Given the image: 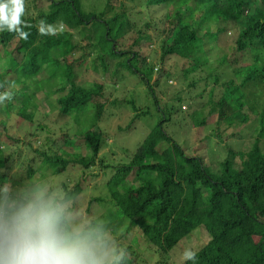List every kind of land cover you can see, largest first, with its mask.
Segmentation results:
<instances>
[{
  "label": "trees",
  "instance_id": "1",
  "mask_svg": "<svg viewBox=\"0 0 264 264\" xmlns=\"http://www.w3.org/2000/svg\"><path fill=\"white\" fill-rule=\"evenodd\" d=\"M145 2L164 6L157 62L150 31L155 24L137 23L144 16L135 9L139 0H100L90 9L87 0H25L22 20L32 25L24 28L30 32L27 41L0 31V93L13 94L0 112L7 120L17 115V130L29 126L16 135L0 120V178L8 179L0 184V205L6 198L40 196L57 209L68 231L102 240L108 250L111 240L115 248H124L128 258L120 264L143 263L134 242L124 246L119 241L134 229L154 251L169 253L200 226L209 239L196 251L195 262L182 264H264V106L257 102L264 99V0ZM175 2H186L187 12L174 7ZM40 20L57 27L62 23L64 31L40 35ZM173 58L177 68L165 67ZM88 62L96 73L122 74L120 80L127 78L123 71L130 72L153 93L163 80L180 87L172 93L177 106L168 104L167 91L155 99L160 121L123 160L102 154L108 145L99 125L106 109L104 82L77 81L76 67ZM199 70L205 75L197 76ZM228 72L233 76L225 78ZM174 79L181 86L173 85ZM33 84L48 95L59 93L45 112L55 113L51 124L36 122L40 108ZM128 103L136 111L131 128L146 110L135 99ZM89 105L93 109L84 120L73 118ZM179 111L191 113L196 125L214 122L219 137L223 128L247 124L255 125L260 135L246 150L229 146L213 169L206 143L210 138L195 146L168 134L166 127ZM65 116L76 120L80 133H58ZM13 165L23 171L11 172ZM50 175L59 181L51 178L45 190Z\"/></svg>",
  "mask_w": 264,
  "mask_h": 264
},
{
  "label": "rangeland",
  "instance_id": "2",
  "mask_svg": "<svg viewBox=\"0 0 264 264\" xmlns=\"http://www.w3.org/2000/svg\"><path fill=\"white\" fill-rule=\"evenodd\" d=\"M98 2H100V0H87V6H89L90 9L93 5L91 3ZM145 3V0H139V5L135 7L136 10L143 11L144 13L142 19L138 17L137 23L139 25H143L144 21H152V24H155V27L150 31L151 34L155 36L154 39L156 43L154 46L156 48V53L154 54V59L157 62V59H159L161 53L160 40L162 35L160 34L159 30L163 27V23L166 19L165 11H161L163 10L164 6L162 8H159V6L156 5L148 7ZM185 3L175 2L174 7L182 9L183 12H187L186 8L188 6L186 5H190V3L189 1L186 5ZM14 43L15 41L11 44V49L12 47H14ZM1 47L3 51L8 50L9 48V46L5 45H1ZM175 60L176 59L174 58L169 59V64L166 63L164 64V66L168 67V65L171 64L173 67L177 68L179 62ZM172 63H174V65ZM85 66L89 67L88 70H86ZM157 66L160 67L161 65L157 63ZM76 70H80V74L77 77V81L79 83L90 84L91 81L104 82L103 97L101 99L106 102V109L101 117L99 125L105 132V138L106 142H108V145L105 149L102 150V154H107L109 155V157L111 156L110 154H115L114 157L118 159V161L125 159L127 154H132V152L140 146L151 129L160 121L162 115L161 112H159L158 107H156L155 99H160L163 94L162 92H168L166 95L168 99L166 97L165 99L168 100V104L170 106H177L178 100H174L172 93L174 90L179 89L180 87L174 88L168 85L164 80L153 93L151 89H149V87H147L145 84L140 82L136 83V81L138 82L139 80L138 77L131 74L130 72L128 74L126 71H123V73L125 72L123 76L127 75V78L125 80H120L122 79V74H120L121 76L118 75L116 76V78H112L105 76L103 73H96L90 66V62L82 66H77ZM195 74H197V76L205 75V73H203L201 70H199ZM231 76H233V73L228 72L224 77L228 78ZM173 81V85L181 86V80L177 81V79H174ZM169 83L172 84L170 81ZM186 86L187 85H184L182 87ZM30 87L33 91L36 90V100L40 108L38 110V114L36 115V122L41 119H46L48 123H53L52 120H55V113L51 112L47 114L45 112H47L48 109L55 103L59 93H50L48 95V91H44L43 89L38 90V84H33ZM256 89L257 88H254V90ZM258 92H251L249 97L252 98L253 94H260V91ZM131 99H135L137 105L143 107L144 111H146L142 114L141 117L137 118L136 121L132 123V127L130 128L129 124L131 122V119L136 114L134 108H132V106L128 103V100ZM115 101L117 102L115 103ZM263 101V98L257 100L258 105L261 107L264 106ZM4 105L5 103L0 104V107ZM92 109L93 107L89 105V109L87 111L83 108L78 111L76 115L73 114V118L75 119L76 117H78L83 118L84 120L89 115V112L91 113ZM165 114L167 115L166 110ZM189 116L191 117V113L189 114ZM189 116L187 113L185 114L182 111L174 112L171 117L172 120L167 125L166 130L168 134L179 139L181 142L184 143L185 141H188V143L192 145L194 143L195 146L201 145V140L210 138L206 141V143H208L209 148L211 149L210 153L212 154L211 156L213 164H210V166L212 168L213 165L214 167H218L217 163L221 159L226 157L229 146L235 147L239 150H246L249 147L248 145H250L256 139V137L260 135L258 134L260 132L255 128V125L250 126L249 124H247L237 127L236 129L233 127H229L227 129L223 128L222 136L219 137L216 134L217 126L214 122L207 123L208 125H196L193 121V118H190ZM73 118L71 117L69 119V116H65L64 118H62L61 123H59L60 121L57 122L61 124V127L63 128V130L61 131L58 130V133H61V135L67 132L71 133L72 135L75 133H80V128L78 125H76V120H74ZM2 119L4 120L3 122H7V124H10L9 130L16 135L22 136L23 132L29 128V126L23 125L20 129H16V127L18 126V117L15 113L12 114V116L7 120L6 113L0 112V120ZM21 124L23 123H20L19 125ZM85 125H90V122H87V124ZM189 129H191V131ZM235 133H240L241 136H237L235 135ZM261 138L262 141H264V138ZM20 144L22 146V150H24L23 143ZM15 148L16 147H13L11 148V150H14ZM202 150L204 152H207L205 148H202ZM216 157L217 160L215 161ZM236 161L239 162L240 159L237 158ZM9 170L13 173L16 172L17 174L23 171L22 168L16 165L11 166ZM51 178L52 180L59 181L55 176L50 175V177L44 180L45 190L50 185L49 181ZM7 181L8 179L5 177L0 178V184L1 182ZM137 230L138 229H134L133 231H131L127 237H120L119 241H121L124 246L129 245L131 242H134L136 244L135 249L138 251L140 259L143 261L142 264H146V262L147 264H159L160 261H164L165 264H182L185 260L184 252L186 249H190L196 252L202 246H204L209 239L205 227L200 226L196 228L191 234H189L185 239L179 242L169 253H162L154 251L153 247L151 245H148V242L143 237L142 232ZM114 243L115 241H110L111 249L115 248Z\"/></svg>",
  "mask_w": 264,
  "mask_h": 264
},
{
  "label": "clouds",
  "instance_id": "3",
  "mask_svg": "<svg viewBox=\"0 0 264 264\" xmlns=\"http://www.w3.org/2000/svg\"><path fill=\"white\" fill-rule=\"evenodd\" d=\"M25 0H0V31L14 32L27 41L32 25L22 20ZM40 35H57L58 27L38 21ZM0 87H4L0 84ZM9 91L0 93V104L11 101ZM128 253L120 245L108 250L106 243L78 230L68 231L61 225L55 207L42 197L5 199L0 205V264H120ZM185 260L195 262V251L186 249Z\"/></svg>",
  "mask_w": 264,
  "mask_h": 264
}]
</instances>
